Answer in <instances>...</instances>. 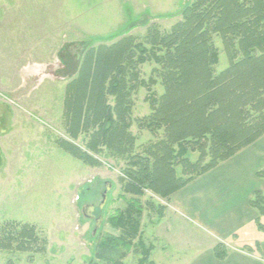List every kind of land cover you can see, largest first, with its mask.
Returning a JSON list of instances; mask_svg holds the SVG:
<instances>
[{
	"label": "rangeland",
	"instance_id": "374dc122",
	"mask_svg": "<svg viewBox=\"0 0 264 264\" xmlns=\"http://www.w3.org/2000/svg\"><path fill=\"white\" fill-rule=\"evenodd\" d=\"M191 1L0 0V223L36 226L45 241L38 254L0 250V264H108L96 251L107 236L121 235L110 221L133 198L124 193L122 182L129 160L104 152L92 154L100 165L91 166L61 147V141H68L85 150L88 138L82 133L75 140L70 134L66 88L91 48L130 35L144 40L154 26L167 31ZM214 44L220 72L228 67V58L221 40L214 38ZM154 68L141 67V77L148 81ZM163 92L159 80L132 97L130 132L137 153L164 138V131L152 133L142 122L152 110L149 95ZM110 104L115 105L113 98ZM187 157L195 163L199 155ZM176 174L182 176L180 166ZM139 202L140 232L128 250L122 248L124 264H159L157 251L169 246L167 256L181 257L179 250L190 245L186 235L191 232L171 199L145 190Z\"/></svg>",
	"mask_w": 264,
	"mask_h": 264
},
{
	"label": "trees",
	"instance_id": "16d2710c",
	"mask_svg": "<svg viewBox=\"0 0 264 264\" xmlns=\"http://www.w3.org/2000/svg\"><path fill=\"white\" fill-rule=\"evenodd\" d=\"M216 37L228 58L220 72ZM146 64L155 66L148 81L141 77ZM159 80L164 92L149 95L152 110L142 122L152 133L164 131V138L137 153L130 132L132 97ZM65 93V121L73 139L88 135L87 151L68 141L61 147L91 166L100 165L93 155L104 152L129 160L122 182L133 198L110 221L121 235L107 236L96 251L99 260L124 264L122 248L128 250L140 232L139 198L145 190L170 198L264 137V0H192L167 31L154 26L144 40L130 35L91 48ZM189 153H198L195 163ZM257 177L264 179V171ZM250 204L264 231V194L257 193ZM44 246L36 226L0 223V250L38 254ZM144 252L147 262L150 254ZM213 252L218 261L228 256L225 243Z\"/></svg>",
	"mask_w": 264,
	"mask_h": 264
},
{
	"label": "crops",
	"instance_id": "0c3cea01",
	"mask_svg": "<svg viewBox=\"0 0 264 264\" xmlns=\"http://www.w3.org/2000/svg\"><path fill=\"white\" fill-rule=\"evenodd\" d=\"M263 169L264 137L172 195L173 209L183 217L185 230L191 232L186 235L190 245L179 250L181 257L170 254L167 258L173 246L157 251V262L264 264V231L258 228L259 214L250 204L257 193L264 194V179L257 177ZM260 222L264 223V218ZM219 243L229 246L224 261L214 256Z\"/></svg>",
	"mask_w": 264,
	"mask_h": 264
},
{
	"label": "water",
	"instance_id": "95a60500",
	"mask_svg": "<svg viewBox=\"0 0 264 264\" xmlns=\"http://www.w3.org/2000/svg\"><path fill=\"white\" fill-rule=\"evenodd\" d=\"M110 186H108L107 185V189H106V191L103 193V198L104 199H106V197H107V191H108V188H109ZM97 221V225L99 226V224H100V221H101V219H100V217L96 220Z\"/></svg>",
	"mask_w": 264,
	"mask_h": 264
}]
</instances>
